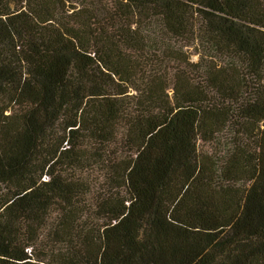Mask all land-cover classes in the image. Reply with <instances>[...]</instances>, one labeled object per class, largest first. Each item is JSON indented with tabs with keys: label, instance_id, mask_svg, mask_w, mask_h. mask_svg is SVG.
Masks as SVG:
<instances>
[{
	"label": "trees",
	"instance_id": "16d2710c",
	"mask_svg": "<svg viewBox=\"0 0 264 264\" xmlns=\"http://www.w3.org/2000/svg\"><path fill=\"white\" fill-rule=\"evenodd\" d=\"M0 102V264H264V0H0Z\"/></svg>",
	"mask_w": 264,
	"mask_h": 264
},
{
	"label": "rangeland",
	"instance_id": "374dc122",
	"mask_svg": "<svg viewBox=\"0 0 264 264\" xmlns=\"http://www.w3.org/2000/svg\"><path fill=\"white\" fill-rule=\"evenodd\" d=\"M196 58H197V55L194 54V55H193V59H196ZM0 104H1V102H0ZM3 104H4V103H3ZM9 112H10V110L7 109V110L4 111V114H8ZM2 118H3V115L0 114V119H2ZM199 147H200L201 149L205 150V149L207 148V143H205V142H203V141H200V142H199Z\"/></svg>",
	"mask_w": 264,
	"mask_h": 264
}]
</instances>
